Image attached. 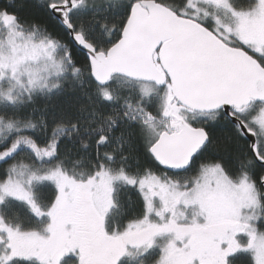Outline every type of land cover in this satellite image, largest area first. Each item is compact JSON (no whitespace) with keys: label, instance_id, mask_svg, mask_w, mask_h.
Returning a JSON list of instances; mask_svg holds the SVG:
<instances>
[{"label":"snow or ice","instance_id":"obj_1","mask_svg":"<svg viewBox=\"0 0 264 264\" xmlns=\"http://www.w3.org/2000/svg\"><path fill=\"white\" fill-rule=\"evenodd\" d=\"M0 264H264V0L0 4Z\"/></svg>","mask_w":264,"mask_h":264},{"label":"trees","instance_id":"obj_2","mask_svg":"<svg viewBox=\"0 0 264 264\" xmlns=\"http://www.w3.org/2000/svg\"><path fill=\"white\" fill-rule=\"evenodd\" d=\"M6 2H8V0H0V4H4V3H6ZM35 11H36L35 9L29 7V8H27V9H25V11H24L23 14H24V15L34 14Z\"/></svg>","mask_w":264,"mask_h":264}]
</instances>
